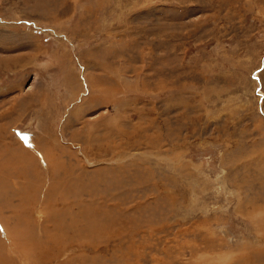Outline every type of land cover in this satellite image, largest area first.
<instances>
[{
  "label": "rangeland",
  "instance_id": "374dc122",
  "mask_svg": "<svg viewBox=\"0 0 264 264\" xmlns=\"http://www.w3.org/2000/svg\"><path fill=\"white\" fill-rule=\"evenodd\" d=\"M263 228L264 0H0V264H264Z\"/></svg>",
  "mask_w": 264,
  "mask_h": 264
},
{
  "label": "bare ground",
  "instance_id": "6f19581e",
  "mask_svg": "<svg viewBox=\"0 0 264 264\" xmlns=\"http://www.w3.org/2000/svg\"><path fill=\"white\" fill-rule=\"evenodd\" d=\"M19 158H17L16 160H18ZM48 160V159H47ZM15 161V160H14ZM46 161V160H45ZM7 205V204H6ZM5 206V205H4ZM4 208V207H3ZM263 227V226H262ZM264 229V228H263ZM263 235V234H262ZM6 237H8V234H6ZM12 244H13V241H12V238H11V241H10ZM11 244V247L13 248V246H14V244L12 245ZM260 245V244H259ZM5 246H7L8 247V245H4V243L0 240V254H2L3 255V253H4V249H5ZM252 250H254V249H252ZM264 250V249H263ZM249 251L250 250H248V251H246L245 253H244V255H243V257H248V254H249ZM255 251H256V249H255ZM243 254V253H242ZM261 256V255H260ZM251 257V256H250ZM249 258V257H248ZM4 258L3 257H0V261L1 260H3ZM257 259L258 260H261V259H264V257L262 256V257H257ZM250 259H246V261H245V263L244 264H250V262L252 261H249ZM227 262V261H226ZM226 264H237V262H231V263H226Z\"/></svg>",
  "mask_w": 264,
  "mask_h": 264
},
{
  "label": "crops",
  "instance_id": "0c3cea01",
  "mask_svg": "<svg viewBox=\"0 0 264 264\" xmlns=\"http://www.w3.org/2000/svg\"><path fill=\"white\" fill-rule=\"evenodd\" d=\"M29 198H31V197H29Z\"/></svg>",
  "mask_w": 264,
  "mask_h": 264
}]
</instances>
